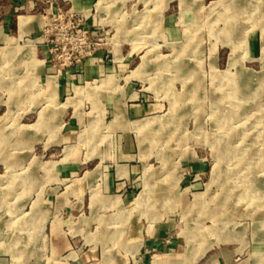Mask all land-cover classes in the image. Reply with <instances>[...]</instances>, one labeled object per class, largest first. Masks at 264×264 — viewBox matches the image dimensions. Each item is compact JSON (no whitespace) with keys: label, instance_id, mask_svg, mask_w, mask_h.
<instances>
[{"label":"rangeland","instance_id":"1","mask_svg":"<svg viewBox=\"0 0 264 264\" xmlns=\"http://www.w3.org/2000/svg\"><path fill=\"white\" fill-rule=\"evenodd\" d=\"M50 1L39 33L0 42V264H120L133 220L175 244L146 264H264V0ZM121 131L138 188L100 207L107 165L77 196L58 158L88 170Z\"/></svg>","mask_w":264,"mask_h":264},{"label":"crops","instance_id":"2","mask_svg":"<svg viewBox=\"0 0 264 264\" xmlns=\"http://www.w3.org/2000/svg\"><path fill=\"white\" fill-rule=\"evenodd\" d=\"M60 1L63 0H51L52 8ZM68 1L73 2L75 6L87 5L91 2V0ZM43 10H48V3L46 0H0V42L5 41V39H8V41L14 39L18 40L23 36H31L39 33L42 22V15L40 13ZM53 78L55 82L53 83L54 90L51 89L53 90V99H59L66 93H69L68 79L60 76ZM144 106L145 105L139 103L127 104V106L125 105V108L122 105H115L112 106L110 111L112 114H114L115 111L117 121L121 126H124V124L131 123L129 117L136 119L134 122H138L140 116L144 113ZM74 128V125L68 120L65 130L73 132ZM121 132L122 133L119 134L121 141L116 144L111 143L109 145L111 149H107V145H104V153L101 154V157H95L94 166L88 170L84 169V164H86L89 159L83 160L82 158H75L73 160H65L63 159L64 157L61 156L58 158L60 175L66 176L77 172L82 173V178H79L81 182H79L80 184L76 188L75 194H77V196L82 195L84 190L87 189L88 184L84 183L85 181H83V179L88 176V178H95L97 181L98 176H95L94 174L96 169L100 168V165H103L104 163L107 165L106 167L109 172L105 176V181L102 187L100 190L96 189L93 192V195L100 196L96 200L97 205L100 207L104 204V201H106L105 198H102L105 194L112 196L114 200L118 199L122 201L124 204L126 202L129 203L130 197L134 194V190L138 188L136 177L139 172V164L131 158L133 151L131 149V136L129 133L124 131ZM59 145L60 143H57V146ZM114 147H116V149ZM75 203L76 202H74V204ZM123 210L125 211L126 209L122 208V211ZM118 218L121 220V217L113 215L111 221ZM127 218L128 216L126 217V220ZM123 219L121 221H123ZM97 220L99 222L102 221L106 225L107 220L103 221V219L100 218H97ZM100 224L102 225L101 222ZM128 225L129 230L126 237L123 238V242L128 245V248L126 249L127 251L118 252L115 258L118 262L120 261V264H130L128 263L129 259L135 260L132 264H146V260L149 256L148 254L151 251H155L153 255H159L156 251L162 254L173 251L175 244L172 240L163 237V231L160 225H151L150 228H147L149 225H146L145 223L140 224L137 220H133L132 225L131 223H128ZM113 226L118 227V224L113 223ZM131 228L132 231L130 230ZM121 236L122 235H120L116 241H122ZM61 242L60 237L56 236L54 243L57 245V250L61 249ZM130 244L136 245L132 251L129 249Z\"/></svg>","mask_w":264,"mask_h":264},{"label":"built area","instance_id":"3","mask_svg":"<svg viewBox=\"0 0 264 264\" xmlns=\"http://www.w3.org/2000/svg\"><path fill=\"white\" fill-rule=\"evenodd\" d=\"M67 12H69V10H68V11H63L61 8H58V7H57L55 13H49V15L53 18V20H55V19L58 18L59 16L67 14ZM46 26H47V25H46ZM46 28H47V27H45V26H43V28H42V32H43L44 34H45V31L48 30V29H46Z\"/></svg>","mask_w":264,"mask_h":264},{"label":"bare ground","instance_id":"4","mask_svg":"<svg viewBox=\"0 0 264 264\" xmlns=\"http://www.w3.org/2000/svg\"><path fill=\"white\" fill-rule=\"evenodd\" d=\"M137 201V200H136ZM222 201V200H221ZM227 210V209H226ZM215 223V222H214ZM190 236V235H189ZM154 264H157V262L156 261H154Z\"/></svg>","mask_w":264,"mask_h":264}]
</instances>
